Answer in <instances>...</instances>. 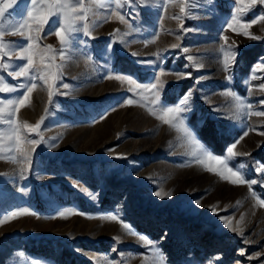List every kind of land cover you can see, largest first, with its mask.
<instances>
[{
    "label": "rangeland",
    "instance_id": "rangeland-1",
    "mask_svg": "<svg viewBox=\"0 0 264 264\" xmlns=\"http://www.w3.org/2000/svg\"><path fill=\"white\" fill-rule=\"evenodd\" d=\"M162 3L154 0L149 6L124 7L120 11L128 21L126 25L112 18L95 28V38L76 35L61 81L70 86L72 94L54 96L41 130L48 143L36 148L31 171L22 178L18 165L0 160V173L7 174L0 176V216L18 207L37 213L0 226V264H97L105 258L113 264H142V256L150 253L137 237L125 233L116 222L99 219L115 212L137 233L154 241L167 264H264V208L256 206L247 185L234 186L190 162L191 146L181 134L144 107H121V101L133 97L128 91L132 86L107 78L122 75L148 85L159 69L167 70L162 77L168 81L163 103L172 105L193 89L190 123L198 126L197 121L203 117L199 136L216 155L223 156L226 146L249 130L236 151L251 153V157H237L230 166L243 163L246 178L257 180L253 185L256 197L264 199V177L254 171L253 163L264 164V136L259 135L264 131V117L236 113L231 99L222 95L227 86L255 110H264L258 103L264 94L255 88L264 73L257 71L258 79L250 81L251 96L246 83L264 58V22L250 30L261 40L231 31L222 33L233 10L232 0H213L211 6L207 0H199L192 16L183 21L190 29L185 33L171 18L179 8L170 5L165 12L157 6ZM260 11L264 8L257 6L244 18L250 21ZM116 29L120 33L114 40L110 34ZM222 34L239 46L230 84L221 66ZM41 37V46L59 48L54 34L42 33ZM6 39L20 40L11 36ZM172 44H180L188 53L172 49ZM186 55L203 62L204 68L195 70ZM187 72L192 73L191 78L181 75L177 81V74ZM2 74L11 85L24 82ZM197 77L204 79L197 84ZM47 104V91L38 86L32 93L31 106L20 110L19 120L35 124ZM209 104L220 111H211ZM109 148L115 150L109 153ZM118 154L127 159H115ZM79 187L97 198L91 199ZM157 191L172 195L161 199L155 195ZM211 206H217L218 216ZM68 210L87 216L59 217V211ZM241 214L244 237L224 227L221 219L232 217L235 226ZM116 236L120 237L119 244L113 239ZM241 249L246 250L244 255ZM257 252L261 253L259 257L248 259Z\"/></svg>",
    "mask_w": 264,
    "mask_h": 264
},
{
    "label": "snow or ice",
    "instance_id": "snow-or-ice-1",
    "mask_svg": "<svg viewBox=\"0 0 264 264\" xmlns=\"http://www.w3.org/2000/svg\"><path fill=\"white\" fill-rule=\"evenodd\" d=\"M207 2L211 6L213 0H207ZM152 3H154V0H20L18 4L17 0H0V94L19 93L11 98L0 97V160L18 165L19 175L22 178L31 171L36 148L41 144L48 143L41 130L50 113L54 96L72 94L68 91L70 86L67 83H61V81L64 64L69 59L68 51L72 49L76 35L83 34V36L95 38L92 36L95 28L112 18L126 25L128 21L120 11L121 9L124 7L133 9L141 5L149 6ZM198 3L199 0H163V3L157 6L165 12H167L170 5L178 7L179 13L171 18L176 20L181 31L186 33L190 29L184 26L183 21L192 16V9ZM232 3L233 10L230 18L225 21L221 29L222 33L231 31L251 40H261V36L252 34L250 30L258 23L264 22V11L258 12L250 21L244 17L255 10L257 6L264 8V0H232ZM10 9L11 12H9ZM42 33L45 35L54 34L58 39L59 48L51 44L41 46ZM119 33L120 29H116L110 35L115 40ZM9 36L19 37L20 40L6 39ZM176 39L179 41L181 37L177 35ZM221 40L223 41L219 49L222 54L221 66L227 74L225 80L230 84L232 81L231 71L236 65L239 55V46L234 41H230L229 36L226 34H222ZM119 42L124 43L123 40ZM171 48H180L184 53H188V49L182 48L180 44H172ZM132 54L136 55V53ZM186 59L195 70L199 71L204 68L203 62H198L196 57L186 55ZM15 61H19V63ZM257 71L264 73V58H261L260 64L254 67L250 80L246 81L249 85V96L253 94V86L250 81L258 79ZM5 72L12 79L24 82L16 85L9 84L2 74ZM167 74V70L159 69L157 73H154L152 81L148 85H141L134 79L122 75H108L107 78L116 79L121 83L132 86L128 91L133 92V97L121 101V107L136 104L146 108L150 115L168 125L170 129L177 131L187 141L188 145L191 146L188 153L190 162L202 166L205 171L234 186L247 185L249 193L255 198L256 206L264 208V199L256 197L253 191V185L257 184V180L247 179L242 171L246 166L243 163L238 166H230L231 161L237 157H251V153L236 151L241 140L249 135V130H245L234 142L226 146L223 156L214 154L199 136L200 128L203 127V117L197 121L198 126L190 123L191 114L194 112L192 107L193 89L190 88L179 96L172 105L163 103L162 94L168 81L162 79V77ZM181 75L184 78H191L192 73L177 74V81L181 78ZM203 79L204 77H197L196 83H201ZM38 86H43L47 91L48 104L44 109V114L39 117L35 124L20 121L18 118L20 110L31 106L32 93ZM61 88L65 91L61 92ZM255 88L261 94H264V79ZM222 95L231 99L236 113H242L249 118L252 116L264 117V110H255L251 103L246 102L231 88L226 86ZM258 103L264 108V99L259 100ZM209 107L211 111H220L219 107L211 104H209ZM259 135L264 136V131L259 132ZM52 139L55 140L58 137ZM49 146L55 147L56 145L51 144ZM114 150V148L106 149L109 153ZM114 158L127 159L123 154H118ZM253 163L255 165L254 171L264 177V164L258 161H253ZM3 175L7 174L0 173V176ZM261 186H264V184ZM18 191L23 193L25 189L19 188ZM79 191L93 200L97 198L94 193L89 192L85 187H79ZM155 195L164 199L170 198L172 193L157 191ZM196 203L199 204V201ZM239 205L240 201H237L236 206ZM211 209L215 215H219L216 210L217 206H211ZM58 215L63 219L73 215L87 216V214L76 210L59 211ZM24 216H37V213L28 207H18L0 216V226ZM88 218L93 217L89 216ZM99 219L116 222L125 233L137 237V241L145 246L150 253L142 256V264H167L163 251L156 243L149 237L137 233L129 223L121 218L119 212L102 215ZM221 219L224 227L244 237L243 214L235 221V226H233L232 217H222ZM163 238L161 237V239ZM113 239L117 244L121 242L119 236L113 237ZM244 242L248 243V240L245 239ZM245 252V249L240 250L241 255H244ZM260 255L261 253L257 252L254 256H248V259H256ZM33 264H37V262H33ZM97 264H113V262L105 258L103 262L97 261Z\"/></svg>",
    "mask_w": 264,
    "mask_h": 264
},
{
    "label": "crops",
    "instance_id": "crops-1",
    "mask_svg": "<svg viewBox=\"0 0 264 264\" xmlns=\"http://www.w3.org/2000/svg\"><path fill=\"white\" fill-rule=\"evenodd\" d=\"M17 3H20V0H17Z\"/></svg>",
    "mask_w": 264,
    "mask_h": 264
}]
</instances>
